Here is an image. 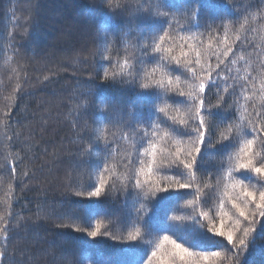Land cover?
<instances>
[{
	"label": "trees",
	"instance_id": "1",
	"mask_svg": "<svg viewBox=\"0 0 264 264\" xmlns=\"http://www.w3.org/2000/svg\"><path fill=\"white\" fill-rule=\"evenodd\" d=\"M197 51L203 68L194 65L193 77L187 62ZM171 56L181 71L171 70ZM169 77L167 93L140 87ZM201 79L205 107L227 123L209 129L203 166L180 178L191 189L156 191V181L164 188L176 175L157 171L176 141L188 146L170 127L188 112L169 97ZM253 127L264 128V0H0V264H146L164 235L193 252H220L215 264H235L231 245L192 217L208 211L219 224L214 213L245 140L255 141L254 164L264 161V132ZM150 143L154 174L136 186L140 164L126 161L139 153L150 162ZM240 171L236 179L255 184V173ZM101 174V196L89 197ZM262 227L240 264H264Z\"/></svg>",
	"mask_w": 264,
	"mask_h": 264
},
{
	"label": "snow or ice",
	"instance_id": "2",
	"mask_svg": "<svg viewBox=\"0 0 264 264\" xmlns=\"http://www.w3.org/2000/svg\"><path fill=\"white\" fill-rule=\"evenodd\" d=\"M167 35V33H165ZM183 39V38H182ZM160 40H164V36L160 37ZM156 51H161L165 53H171L172 49H161L159 46L156 47ZM231 49L225 51V55ZM184 52H181V56H185ZM196 59L194 61H188L189 65H192V76L196 77V67L194 65H201L200 56L201 53L197 51L195 53ZM169 62L173 63L174 66L171 68L173 72L181 71L180 64L181 61L178 57H169ZM220 65L217 64V68ZM155 71V69H153ZM186 75V73H183ZM107 76L108 73H105ZM151 73H146V76H150ZM145 77H140L144 79ZM208 80H211V75H209ZM172 78L169 77L167 81L152 80L150 82L141 83L140 87L143 89H148L151 85H155L158 88H163L165 93L170 90L172 85ZM191 91L187 94L179 92L178 95L169 97V99L182 104L186 107L188 112L187 119H180L177 124L170 125L173 133L188 138V146L185 148L182 146V141H176V150L174 155L170 154L171 158L167 167L162 169H157V171L164 172H174L176 175L171 177L169 183L166 187H159V182H155L156 191L163 193L169 192L170 189L176 190H188L193 186L189 183L182 182V177L185 175H191L193 169L199 170L203 166L204 155L207 154L212 149L211 136L206 134L209 129L214 127H219L220 123H227L226 121H217L214 119L215 113L211 108L205 107V99L202 98L203 93L209 90L208 83L204 79H201L198 83L190 85ZM189 101L191 103L189 104ZM165 109L161 108L160 112H164ZM206 114V115H205ZM174 121L176 117L172 118ZM191 121V123H189ZM182 126V127H181ZM158 127V126H157ZM253 132L259 131L264 132V128L256 129L253 127ZM167 136L168 134L165 133ZM163 139V137H161ZM223 140H228V137H223ZM255 141L253 139H247L243 142V146L240 148L239 153L236 156L235 169L242 170L238 174H242L247 171L255 173L258 179L255 184L252 183L251 178L249 183H245V178L236 179L233 176V171L235 169H229L227 173V183L224 185V195L223 199L219 201L218 209L215 211L214 215L219 218V224L208 211L198 212L196 216L192 217L197 219L202 217L204 223L203 226L214 233L216 237L223 238L220 240V246L224 247L226 244L231 245L228 252L235 257V264H240L241 257L248 249L250 238H254V234L257 232V226L261 225L264 221V161H261L260 166H256L253 162V145ZM203 150V151H202ZM144 156L150 158V162H147L139 158V153L137 154L136 161H126L127 164H133L138 162L140 164L139 172L136 174L135 183L136 186H141L140 176L144 177L145 182L152 179L154 174L153 166L156 164L157 156V145L155 143H150L148 147L144 148ZM107 171V169H105ZM210 178L212 174H209ZM163 179H169L168 177H163ZM106 180L101 174L98 177V183H96L94 190L89 191L87 195L89 197H100L102 190L104 189ZM251 185V186H250ZM258 185V187L256 186ZM206 188H209L211 192V187L205 184ZM202 190L197 187L195 193L199 195ZM182 195L189 194L187 191H175ZM79 194V193H78ZM154 194V193H153ZM207 196V194H205ZM189 204H193L194 201H188ZM205 205L208 204V199L204 201ZM229 206L232 215L229 216V212L225 210V206ZM226 217L232 220V224L226 226ZM173 221L180 219L179 217H172ZM198 222L200 223L199 219ZM241 224L244 225L241 228ZM262 233H264V227L261 228ZM237 232H241L242 235L237 237ZM91 237L95 238L100 233V225L95 226V230L88 233ZM140 236L139 230L133 234H129V240H136ZM220 252H193L189 247H185L184 244L178 243L176 239H173L169 235H164L162 239L156 243L154 249L151 251V255L147 257L146 264H215L213 258L220 257ZM229 264H232L231 258H229Z\"/></svg>",
	"mask_w": 264,
	"mask_h": 264
}]
</instances>
